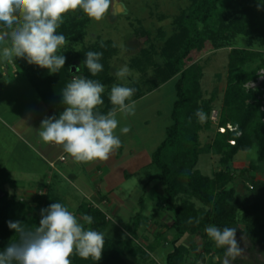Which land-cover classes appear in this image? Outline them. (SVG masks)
Here are the masks:
<instances>
[{"label": "trees", "instance_id": "trees-1", "mask_svg": "<svg viewBox=\"0 0 264 264\" xmlns=\"http://www.w3.org/2000/svg\"><path fill=\"white\" fill-rule=\"evenodd\" d=\"M175 24L180 32L166 42L168 66L157 68L158 80L163 82L170 75L177 74L173 121L167 127L165 139L152 154V164L158 171L144 184L145 189L150 181L158 180L164 186L165 209L173 214V223L169 226L172 237L166 232L156 233L153 243L147 247L138 242L140 233L122 240L116 239L106 233L111 221L107 214L92 204L82 203L76 214L80 217L84 214L93 217L94 222L86 227L104 232L105 245L99 261L73 255L70 257L72 264H161L152 256L150 248L168 244L172 245V249L167 254L165 264H187L189 255L196 254L199 246L195 241L187 245L184 242L186 236L202 237L204 247L199 255L204 256L212 253L215 245L207 236L205 228L209 225L221 229L232 227L239 220L244 223L251 243L264 245V200L259 199V196L255 203L250 204L246 197L240 196L230 187L233 179L230 171L221 170L209 176L198 168L201 154L210 150L222 156V165L229 166L240 151L256 146L259 160L264 161V81L260 87H246L264 69V51L232 49L220 125L231 124L235 129H227L223 133L217 130L210 119L215 109L214 99L203 97L200 83L203 68L195 60V54L208 43L214 48H220L224 41L237 35L257 38L264 47V0H194L176 18ZM58 33L65 35L68 31L62 27ZM69 63L56 74L36 65L28 64L24 67V73L53 116L58 117L65 107L62 105L63 89L59 88V77L72 72L74 65ZM254 63L258 65L251 68ZM84 77L91 79L86 72ZM198 109L206 114L204 122L195 116ZM212 127L216 132L214 142L209 149H204L201 132ZM15 184L10 173L0 169V251L19 239L14 230L8 228V221H22L34 228L41 219V209L56 202L64 204L53 193L38 195L35 198L36 204L19 199L6 189L7 186L14 188ZM257 186L264 192V181L258 182ZM193 199L205 207H197ZM154 218L139 213L134 224L135 231L146 228ZM129 257L138 261L132 262ZM196 262L195 259L192 264Z\"/></svg>", "mask_w": 264, "mask_h": 264}, {"label": "rangeland", "instance_id": "rangeland-1", "mask_svg": "<svg viewBox=\"0 0 264 264\" xmlns=\"http://www.w3.org/2000/svg\"><path fill=\"white\" fill-rule=\"evenodd\" d=\"M193 1L114 0V4L110 8L109 13L100 22L89 19L79 10L76 13L67 14L64 17V23L58 29L60 30L62 27H66L68 31L65 34L67 44L59 50V54H64L67 58L66 63L70 61L72 65L79 67L80 71L78 73L72 71L65 77H59L61 80L59 88L63 89L71 81L73 76H84L85 72L93 79V76H91L83 64L86 58L85 54L88 51L103 52L100 61L103 64V71L94 77L105 85V92L102 94L104 104L98 106L99 111L106 114L111 109L112 105L109 100V93L112 85L122 84L136 88L137 91L132 97V100H137L135 102V115L128 116L127 118L118 115L119 125L116 133L120 136L122 143L133 132L139 135L141 134L146 140L147 136L145 137V135H151L152 137L148 138V140L150 139L148 142L150 147L152 145L156 146L160 142L162 143L163 138L166 137V127L172 124L173 121L172 110L177 97L175 89L177 74L170 75L163 82L158 80L157 68H165L168 66L169 61L165 52V48L167 47L166 42L173 35L180 32L175 24V20L186 8L191 6ZM102 42L104 44L103 48L100 47ZM235 48L264 51V47L259 44L257 38L251 39L244 35H237L228 41H224L220 48H214L208 43L202 51L195 54V60L203 68V74L200 80L203 97L205 99H214V108L219 110L220 114L225 102V93L229 79L230 53ZM18 61H15L18 70H23L28 65L24 59H18ZM65 65L68 66V64ZM124 65H127L129 68L130 75L120 80L116 77L115 73L118 68ZM257 65V63H254L251 68ZM8 68L11 69L10 66ZM4 72L5 68L0 66V75L3 76L5 74ZM263 81L264 69L260 70L258 78L255 81L249 82L246 87H260ZM13 101L15 102L14 96L9 97L7 95L3 103L9 106V102L14 103ZM7 109L10 110L9 107ZM1 114H4V117L8 118L7 113L1 112ZM148 120L151 121L150 124H146ZM124 126H130L131 128L127 134H121L119 132V129ZM215 135L216 132L213 127L207 130L204 129L201 132V142L204 149H209L212 146ZM17 141V138L13 134L9 133L5 127L0 126V161L6 158L11 159V157L1 154L3 152L8 153L4 150H10L13 145L15 148L14 154L18 156L23 152V149H20L19 146L15 147ZM221 159V155L214 154L210 150L209 152L201 154L198 168L203 174L209 176H214V174L221 170L230 171L233 177L230 187H233L240 196L246 197L250 204L255 203L259 196V199L264 200V192H262L261 187L257 186L258 182L264 181V161L259 160L258 147L254 146L250 150L240 151L229 166L222 165ZM9 162L12 164L11 160ZM29 163L31 162H20L18 157L13 158L14 165L31 167L32 165ZM157 171V167L152 165L148 170L140 172L138 176H145L146 174H152ZM136 180L139 182L136 177L128 181L127 185L131 187L135 186ZM6 189L11 195L13 194L19 199L31 201L33 204H36L35 198L37 195H41L38 192L37 195L29 197L26 194L31 192H27L26 190H17L16 192L10 187ZM145 190L141 185L129 197L128 205L135 211L132 215L131 212L118 215L112 213L110 225L106 232L109 236L122 240L127 237L125 233L130 236L132 234H139L141 230L139 229L136 232L134 229V224L137 220L135 217L138 215L136 214L137 212L142 213L143 211L144 215L146 214L148 217L153 216L155 218L145 228L144 233L140 234L138 238L139 243L145 245V247L151 245L155 239V234L160 232H166L169 237H172V230L169 229V226L173 223V214L165 209L164 195L160 198L157 197L156 192L152 191L153 197H145ZM151 198L154 199L151 200ZM144 201L147 202L145 205L143 204ZM193 201L197 207H205L201 202L195 199ZM68 206L73 209H69V211L80 218L74 211L77 205L68 204ZM144 207L147 211L143 210ZM148 211L150 213L153 212V214H148ZM128 216H131L132 221L128 220ZM128 222L131 224L130 227ZM232 227L236 228V239L240 246L244 248V252L234 261H231V264H264V245H253L251 243L246 235L245 225L242 221L239 220ZM185 238L184 242L187 245L195 241L199 246L195 252L196 254L191 253L189 255L187 264H192L195 259L197 260L195 264H211L212 262L223 264L225 249L217 248L214 245L212 253L201 256L199 253L203 251L204 247L202 237L200 235H188ZM150 249L152 256L159 263L165 264L167 254L172 249V245L156 246ZM129 259L132 262L138 261L130 257Z\"/></svg>", "mask_w": 264, "mask_h": 264}, {"label": "clouds", "instance_id": "clouds-1", "mask_svg": "<svg viewBox=\"0 0 264 264\" xmlns=\"http://www.w3.org/2000/svg\"><path fill=\"white\" fill-rule=\"evenodd\" d=\"M113 4L114 0H0V66L5 69L10 66L15 72V61L24 59L51 74L59 73L67 59L59 54L67 39L57 31L64 17L79 10L89 19L100 22ZM100 47H104L103 42ZM102 56L100 51L85 54L83 64L93 77L103 71ZM79 70L77 67L76 72ZM115 75L123 80L130 75V70L124 65ZM136 91L122 84L112 85L109 93L112 107L104 114L98 106L104 104L105 85L75 75L62 90L63 111L58 117H45L38 136L45 144L61 146L74 162L107 161L122 146L116 133L118 115L125 118L135 115L136 104L132 97ZM195 116L201 122L207 118L202 109H198ZM130 130V126H124L119 132L127 134ZM93 222L91 215L78 218L59 202L41 209V219L34 228L22 221L10 220L8 228L14 230L19 239L0 251V264H72L73 255L97 262L102 258L105 233L86 227ZM205 232L217 248L225 249L223 264H231L243 254L244 248L236 239V228L209 225Z\"/></svg>", "mask_w": 264, "mask_h": 264}, {"label": "crops", "instance_id": "crops-1", "mask_svg": "<svg viewBox=\"0 0 264 264\" xmlns=\"http://www.w3.org/2000/svg\"><path fill=\"white\" fill-rule=\"evenodd\" d=\"M19 61L16 60V62ZM4 73L3 76L0 75V126L5 127L17 138L15 147L19 146L23 149V152L17 156L14 154L13 145L10 150L8 149L9 151L4 150L8 153L1 154L11 159L1 160L0 169H6L16 183L14 188L7 187L16 192L17 190L31 192L26 194L29 197L37 195L38 192L41 195L53 193L67 206L76 204L75 212L82 203H89L103 210L109 218L112 213L118 215L131 212L132 215L135 211L129 207L128 199L139 186L142 185L144 189V184L156 173L138 176L140 172L148 170L153 165L152 154L161 142L150 147L148 138L152 137L151 135L146 134V140L141 134L133 132L124 139L121 148L114 151L109 160L92 161L86 164L74 162L67 153L63 152L61 146L45 144L39 138L38 129L41 121L53 115L24 73V68L17 69L15 72L7 68ZM7 95L14 96L15 99L14 103L9 102V106L3 103ZM8 107L10 110L7 109ZM1 109L5 110L1 111ZM1 112L7 113L8 118H5ZM150 123V120L146 122V124ZM14 157H18L22 163L30 161L29 164L32 166L14 165ZM62 157H65V160H62ZM136 177L139 182L136 180L135 186L127 185L128 181ZM145 189V197H153L152 191L156 192L157 197L161 198L164 195V186L158 180L150 181ZM145 203L147 202L144 201L143 204ZM68 208L73 210L69 206ZM143 210L147 211L145 207ZM142 213L144 215L143 211ZM148 214L153 212L148 211ZM128 217V220L132 221L131 216ZM128 225L131 226L129 222ZM140 230L139 233L142 234L145 228Z\"/></svg>", "mask_w": 264, "mask_h": 264}, {"label": "built area", "instance_id": "built-area-1", "mask_svg": "<svg viewBox=\"0 0 264 264\" xmlns=\"http://www.w3.org/2000/svg\"><path fill=\"white\" fill-rule=\"evenodd\" d=\"M210 119L214 125L217 126V130L220 132H225L227 129L234 130L235 127L231 124H228L227 126L220 125V112L217 109H214L211 113ZM62 160H65V157L61 158Z\"/></svg>", "mask_w": 264, "mask_h": 264}, {"label": "water", "instance_id": "water-1", "mask_svg": "<svg viewBox=\"0 0 264 264\" xmlns=\"http://www.w3.org/2000/svg\"><path fill=\"white\" fill-rule=\"evenodd\" d=\"M72 71H73V72H75V71H76V67H75V66L73 67V70H72Z\"/></svg>", "mask_w": 264, "mask_h": 264}]
</instances>
